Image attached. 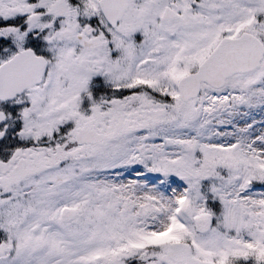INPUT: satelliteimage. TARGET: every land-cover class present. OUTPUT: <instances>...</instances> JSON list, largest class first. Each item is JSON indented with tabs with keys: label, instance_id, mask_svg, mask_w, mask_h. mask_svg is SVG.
<instances>
[{
	"label": "snow or ice",
	"instance_id": "obj_1",
	"mask_svg": "<svg viewBox=\"0 0 264 264\" xmlns=\"http://www.w3.org/2000/svg\"><path fill=\"white\" fill-rule=\"evenodd\" d=\"M0 264H264V0H0Z\"/></svg>",
	"mask_w": 264,
	"mask_h": 264
}]
</instances>
